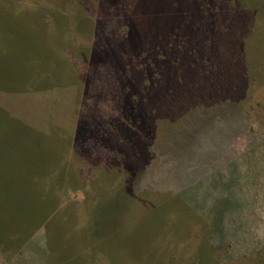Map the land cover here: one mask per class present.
I'll return each instance as SVG.
<instances>
[{"label":"rangeland","instance_id":"374dc122","mask_svg":"<svg viewBox=\"0 0 264 264\" xmlns=\"http://www.w3.org/2000/svg\"><path fill=\"white\" fill-rule=\"evenodd\" d=\"M3 189L0 264H264V0H0Z\"/></svg>","mask_w":264,"mask_h":264},{"label":"trees","instance_id":"16d2710c","mask_svg":"<svg viewBox=\"0 0 264 264\" xmlns=\"http://www.w3.org/2000/svg\"><path fill=\"white\" fill-rule=\"evenodd\" d=\"M11 186V185H10ZM5 191H9L8 189H3L2 190V194H0V200L1 201H9L10 202V198L8 196V194H5ZM10 206V204H8V207ZM1 208V207H0ZM2 213H3V219H0V225H6V223H8L9 221L7 220V218L4 215L5 212V206L2 207ZM5 239L4 234L2 231H0V241H3Z\"/></svg>","mask_w":264,"mask_h":264}]
</instances>
